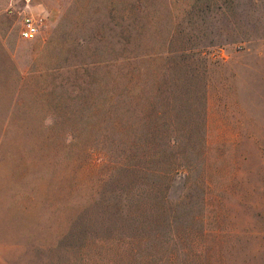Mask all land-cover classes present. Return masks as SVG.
<instances>
[{
	"label": "rangeland",
	"instance_id": "1",
	"mask_svg": "<svg viewBox=\"0 0 264 264\" xmlns=\"http://www.w3.org/2000/svg\"><path fill=\"white\" fill-rule=\"evenodd\" d=\"M41 2L0 79V264H132L126 232L162 264H264V0Z\"/></svg>",
	"mask_w": 264,
	"mask_h": 264
},
{
	"label": "crops",
	"instance_id": "2",
	"mask_svg": "<svg viewBox=\"0 0 264 264\" xmlns=\"http://www.w3.org/2000/svg\"><path fill=\"white\" fill-rule=\"evenodd\" d=\"M51 11L41 0H0V79L5 77L3 72L15 69L14 59L24 41L35 39L25 40L19 36L22 17L25 14L44 16L45 25ZM6 125L5 122L0 123V127Z\"/></svg>",
	"mask_w": 264,
	"mask_h": 264
},
{
	"label": "trees",
	"instance_id": "3",
	"mask_svg": "<svg viewBox=\"0 0 264 264\" xmlns=\"http://www.w3.org/2000/svg\"><path fill=\"white\" fill-rule=\"evenodd\" d=\"M121 159L122 160L120 162H118L116 165V168H117V170H119V172L134 174L136 171H139V169H140V168H138L139 166L135 163H129L131 161L126 160L124 155L121 156ZM168 168H169V166L166 167V169H168ZM163 170H165V169H163ZM163 170L152 169L151 171L155 172V173L157 172L158 174H160L162 176L164 175L167 178H170L172 175L171 170L170 169L168 171L167 170L163 171ZM151 171H150V173L153 175V173ZM132 179L135 180L134 178H130L131 182H132ZM135 183H136V180H135L134 184ZM149 189H150V191L145 190V192H149V194H150L149 200L151 199L153 202L157 203L159 201L157 195L155 193H152L153 188L149 187ZM137 195H138V192L135 191L133 196H136L135 198H137ZM147 195L148 194H146V196ZM159 196L163 198V195L162 196L159 195ZM146 198H148V197H146ZM134 207H138L136 199H129L126 211L129 213V211L133 210ZM115 226L126 227L119 219H115ZM73 233H75L74 234L75 238L73 240V243L76 241V239L86 240L85 238H81V236L84 235L81 225L76 226L73 230ZM71 234H72V232H71ZM146 238H147V236H143V235H141V236L137 235L136 236V234H132L130 232L122 233L118 236H115V246H116V248H120V249L122 248V250H125V248H126V250H128V256L126 255L128 257V259L126 257V261L129 263H132V264H162V262H163L162 256H159L156 254H145V255L141 256L140 253H137V250L139 249L141 243L143 242V239H146ZM102 239H103L102 236H100V237L96 236L95 237V240H102ZM82 245L83 244H78L76 246L75 244H72V245H68V247L76 246L78 248H81ZM126 254H127V251H126Z\"/></svg>",
	"mask_w": 264,
	"mask_h": 264
},
{
	"label": "built area",
	"instance_id": "4",
	"mask_svg": "<svg viewBox=\"0 0 264 264\" xmlns=\"http://www.w3.org/2000/svg\"><path fill=\"white\" fill-rule=\"evenodd\" d=\"M44 16L25 14L22 17L19 36L25 40L35 38L41 27L44 25Z\"/></svg>",
	"mask_w": 264,
	"mask_h": 264
}]
</instances>
